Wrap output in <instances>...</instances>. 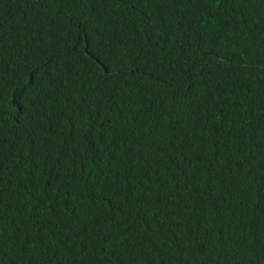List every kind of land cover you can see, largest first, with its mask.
<instances>
[{
	"label": "trees",
	"instance_id": "1",
	"mask_svg": "<svg viewBox=\"0 0 264 264\" xmlns=\"http://www.w3.org/2000/svg\"><path fill=\"white\" fill-rule=\"evenodd\" d=\"M0 264H264V0H0Z\"/></svg>",
	"mask_w": 264,
	"mask_h": 264
}]
</instances>
